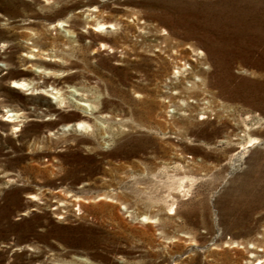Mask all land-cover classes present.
I'll return each instance as SVG.
<instances>
[{
	"label": "rangeland",
	"instance_id": "1",
	"mask_svg": "<svg viewBox=\"0 0 264 264\" xmlns=\"http://www.w3.org/2000/svg\"><path fill=\"white\" fill-rule=\"evenodd\" d=\"M0 264H264V0H0Z\"/></svg>",
	"mask_w": 264,
	"mask_h": 264
},
{
	"label": "bare ground",
	"instance_id": "2",
	"mask_svg": "<svg viewBox=\"0 0 264 264\" xmlns=\"http://www.w3.org/2000/svg\"><path fill=\"white\" fill-rule=\"evenodd\" d=\"M56 26L58 27V26H61V25L58 23ZM97 27H98V29L105 28L104 24H98ZM14 85H16V86H14ZM19 85H23V88L18 87ZM11 87L14 88V89H21V90L26 91V92L32 90L31 83H28V82H25V81H14V82H12V86ZM51 94H53L51 96L52 99H56L57 100L59 98V91L55 90V92H51ZM6 113H7L6 117L8 118V120L6 119L7 122H9V123H17V122H19V120L17 119L18 116H19L18 113H14V112H11V111H6ZM85 125H86L85 122L78 121V122L74 123L73 125H69V126L72 129L76 130V128L84 127ZM85 127H87V126H85ZM14 130L17 131L18 127H14ZM249 142L250 143H256V140L255 139H250ZM249 146H251V145H248L247 147H249Z\"/></svg>",
	"mask_w": 264,
	"mask_h": 264
},
{
	"label": "snow or ice",
	"instance_id": "3",
	"mask_svg": "<svg viewBox=\"0 0 264 264\" xmlns=\"http://www.w3.org/2000/svg\"><path fill=\"white\" fill-rule=\"evenodd\" d=\"M14 86H16V85H14ZM18 87L23 88V85H19Z\"/></svg>",
	"mask_w": 264,
	"mask_h": 264
}]
</instances>
